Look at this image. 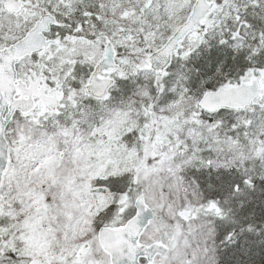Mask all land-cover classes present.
Segmentation results:
<instances>
[{
    "label": "snow or ice",
    "instance_id": "1",
    "mask_svg": "<svg viewBox=\"0 0 264 264\" xmlns=\"http://www.w3.org/2000/svg\"><path fill=\"white\" fill-rule=\"evenodd\" d=\"M0 264H264V0H0Z\"/></svg>",
    "mask_w": 264,
    "mask_h": 264
}]
</instances>
